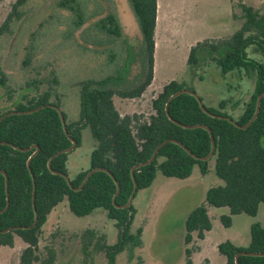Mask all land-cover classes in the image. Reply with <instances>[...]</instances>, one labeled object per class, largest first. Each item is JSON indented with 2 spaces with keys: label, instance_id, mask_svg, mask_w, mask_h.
<instances>
[{
  "label": "trees",
  "instance_id": "trees-1",
  "mask_svg": "<svg viewBox=\"0 0 264 264\" xmlns=\"http://www.w3.org/2000/svg\"><path fill=\"white\" fill-rule=\"evenodd\" d=\"M29 1L16 0L11 5L10 12L0 25V38L9 34L10 26L22 19L23 9ZM127 2L142 38L141 76L137 75L134 85L130 86V68L126 63L111 75L78 83L79 118L69 123L63 113L66 130L75 140L76 148L81 144L84 129H88L95 145L89 155V169L79 172L70 182L76 188L90 169L108 170L120 187L115 205L123 206L133 189L131 168L147 161L155 148L166 140L177 141L196 157L206 156L211 148L209 133L201 127L188 129L183 125L208 127L215 144L213 156L209 160L193 158L179 144L168 142L159 149L152 163L133 172L137 193L152 184L156 172L168 178L183 180L190 177L194 167L198 168L201 175H206L210 161H214V174L222 181V185L209 188L204 202L192 209L184 222V264H192L191 244L194 235L202 240L212 227L207 207L227 208L229 215L221 216L220 221L228 228L232 216L245 214L255 217L259 206L264 204V97L256 118L246 129L238 128L227 119L218 117L233 120L223 113L226 106L224 100L218 103L217 108H211L205 106L199 97L209 113L207 114L189 94H181L169 102L168 113L173 121L169 120L165 112L168 98L183 89L195 92L185 83L176 81L164 85L152 100V114L147 119L137 114L121 116L113 104V97L139 98L152 82L157 15V0ZM60 6L72 10L67 0L61 1ZM241 8L244 14L242 27L227 39L214 44L197 43L191 47L187 65L196 64V53L200 48H208L211 52L227 48L223 57L212 59L221 76L233 71H251L254 74L253 90L248 103L239 119L233 120L239 126H244L255 112L258 96L264 94V63L249 59L246 55L248 46L255 45L264 56V18L251 7L241 5ZM99 24L100 32L109 37L110 41L121 37V27L114 13L107 14ZM0 85H6V76L1 70ZM52 97L55 101H51ZM59 104L57 95L48 90L18 104L12 111L23 112L47 105L60 108ZM7 112L10 111L1 112L0 117ZM0 142H4L0 144V170L8 177L9 200L6 211L0 213V247H12L14 237L25 243L27 246L20 254L19 264H55L56 252L53 246H47L39 252V236L49 213L64 199L74 216L84 217L95 210H103L108 219L114 221L117 229V239L112 245L107 244L104 237L98 236L94 230H84L78 238L85 257H90L91 252H103L106 264H116V257L123 252H127L129 260L133 258L134 251L142 246V230L137 229L135 233L130 231L135 216L132 203L128 208H116L113 205L112 199L116 193L113 179L107 173L97 171L80 190L74 191L62 176L52 174L47 168L52 155L71 146L55 109L45 107L31 114L6 117L0 122ZM34 145L39 147V151L32 158L29 171L26 162L35 150ZM14 147L28 150L20 151ZM68 154H61L52 160L53 171L67 175ZM31 174L35 184L34 207L38 216L36 226L3 233L2 231L10 228L28 227L33 223ZM5 206V178L0 174V211ZM217 252L225 258V264H235L234 258L241 252L264 253V227L259 223L250 225V242L247 247H238L230 241H224L217 245ZM238 263L264 264V257L240 256Z\"/></svg>",
  "mask_w": 264,
  "mask_h": 264
},
{
  "label": "rangeland",
  "instance_id": "rangeland-1",
  "mask_svg": "<svg viewBox=\"0 0 264 264\" xmlns=\"http://www.w3.org/2000/svg\"><path fill=\"white\" fill-rule=\"evenodd\" d=\"M15 1L0 0V25ZM61 1L66 0H30L23 9L22 19L13 23L10 33L0 38V70L6 76V85H0V113L12 111L25 100L52 90L67 122H75L79 118V82L111 75L126 63L130 68V86L134 85L137 75L141 76L142 38L127 0H67L72 10L61 7ZM241 5L251 7L264 18V0H157L155 81L139 98L115 95L113 100L119 114H137L147 119L152 114V100L166 83L176 81L191 87L207 107L217 108L224 100L223 113L238 120L253 90L254 74L233 71L221 76L212 59L223 57L227 48L217 52L200 48L196 53L197 62L192 66L187 65V59L190 48L197 43L214 44L238 31L244 23ZM109 13L116 15L121 27L122 35L115 41L100 32L99 22ZM246 55L264 63V56L255 45L248 46ZM51 101H55L54 97ZM94 145L88 129H84L80 146L67 157L69 179L89 169V155ZM213 163L211 160L206 175L194 167L190 177L183 180L156 172L152 184L139 190L132 200L135 216L130 231L142 230V246L130 260L127 252L119 254L116 264L185 263V219L204 202L209 188L222 185L214 174ZM207 209L211 232L205 240L194 235L192 264H225L217 245L230 241L245 248L250 242V225H264V205L255 217L232 216L228 228L220 221L221 216L229 215L227 208ZM86 229L103 236L109 245L116 242L117 229L105 211L95 210L88 216L76 217L64 199L47 216L38 250L53 246L55 264H106L103 252H91L90 257L83 255L78 236ZM26 246L14 237L12 247H0V264H19Z\"/></svg>",
  "mask_w": 264,
  "mask_h": 264
},
{
  "label": "water",
  "instance_id": "water-1",
  "mask_svg": "<svg viewBox=\"0 0 264 264\" xmlns=\"http://www.w3.org/2000/svg\"><path fill=\"white\" fill-rule=\"evenodd\" d=\"M181 94H189V95L193 96V97L198 101L199 106H200V108L203 110V112L209 114L208 111L206 110V108L204 107L203 103L201 102L200 98L198 97V95H197L195 92L190 91V90H187V89H183V90H180V91H178V92L172 94V95L168 98V101H167V103H166V105H165V112H166V115H167V117H168L169 120L173 121V120L170 118L169 113H168V105H169V102H170L173 98H175V97H177V96H179V95H181ZM263 97H264V94H261V95L258 96V98H257V100H256L255 112H254L252 118L249 120V122H248L246 125H244V126H239L235 121H233V120H231V119H229V118L221 117V116H218V117H219V118L227 119L230 123H232L234 126H236V127H238V128L246 129V128H247V127H248V126L254 121V119L256 118V116H257V114H258V112H259L260 102H261V99H262ZM45 107H51V108H53V109H55V110L57 111V113L59 114L60 120H61L62 129H63L65 135L67 136V138H68V139L70 140V142H71V146H70L69 148L64 149V150H61V151H58V152H56L54 155H52V156L50 157V159L48 160V163H47V168L49 169V171H50L52 174L62 176V177L66 180V182H67L68 186L70 187V189H71V190H74V191H78V190H80V189L83 187V185L86 183V181L88 180V178H89L93 173H95V172H97V171H103V172L107 173V174L113 179V181H114V183H115V185H116V193L114 194L113 199H112L113 205H114L116 208H128L129 205H131L132 200L134 199V196H135V193H136V189H137V183H136L135 178H134V175H133L134 170L137 169V168H139V167H143V166H146V165H149L150 163H152V162L154 161V159H155V157H156V155H157L159 149H160L163 145H165L166 143H168V142H173V143H177V144H179V145H180V146H181V147H182V148H183V149H184L189 155H191L193 158H196V159L201 160V161H207V160H209V159L213 156V153H214V150H215V144H214V141H213L212 133H211V131H210V129H209L208 127L203 126V125H194V126H184V125H183L184 128H188V129L196 128V127H201V128L205 129V130L209 133V136H210V139H211V148H210L209 153H208L206 156H204V157H196V156H194L193 154H191V153H190L185 147H183L180 143H178V142L175 141V140H166V141L162 142L161 144H159V145L155 148V150L153 151L152 155L150 156V158H149L147 161L142 162V163H140V164L134 166L133 168H131V179H132V182H133V189H132V192H131V194H130L128 200H127V203H126L125 205H123V206H117V205H115V199H116V197H117V195H118V193H119V191H120V187H119V184H118V183L116 182V180L114 179V177L112 176V174H111L108 170H105V169H103V168H94V169H90V170L87 172V174L85 175V177H84L82 183L80 184V186H78V187H76V188L73 187V186L71 185L70 179L68 178L67 175L52 170V168H51V162H52V160H53L55 157H57V156H59V155H61V154H68V153H70L71 151H73V150L76 148V142H75V140H73V139L68 135L67 130H66V124H65V120H64L63 113H62V111H61L58 107H56V106H54V105H47V106H40V107L35 108V109H33V110H28V111H23V112L10 111V112H7V113L3 114V115L0 117V122H2L6 117H8V116H10V115L31 114V113L37 112V111H39V110H41V109H43V108H45ZM0 144H4V142H0ZM14 148L17 149V150H20V151H27V150H28V149H20V148H17V147H14ZM33 148H34L35 150H34V152L29 156V158H28V160H27V162H26V166H27V168H28L29 171H30V163H31V160H32V158H33V157L38 153V151H39V147H38L37 145H34ZM0 174H2V175L4 176V178H5L6 206H5V208H4L3 210L0 211V213H3V212L6 211V209H7V207H8V204H9V200H8V190H7V186H8V177H7L6 173H5L3 170H0ZM31 178H32V181H33L32 206H33V211H34V220H33L32 225H31V226H28V227H13V228L7 229V230H5V231H2L3 233H5V232H9V231H12V230H16V229H25V228L30 229V228L36 226L38 216H37V213H36V211H35V207H34L35 184H34V177H33L32 174H31ZM240 256H259V257H264V253H251V252H241V253H238V254L235 256V258H234V263H235V264H239V263H238V258H239Z\"/></svg>",
  "mask_w": 264,
  "mask_h": 264
},
{
  "label": "crops",
  "instance_id": "crops-1",
  "mask_svg": "<svg viewBox=\"0 0 264 264\" xmlns=\"http://www.w3.org/2000/svg\"><path fill=\"white\" fill-rule=\"evenodd\" d=\"M156 28H157V15H156V25H155V30H156ZM154 34H155V31H154ZM193 47V46H192ZM191 49V48H190ZM154 51H155V40H154ZM152 81H155L154 80V53H153V79H152ZM165 84V83H164ZM167 84V83H166ZM165 84V85H166ZM113 104H114V106H115V103H114V100H113ZM232 118H234V117H232ZM262 205H264V204H262ZM261 206V205H260ZM260 206H259V208H258V211H259V209H260ZM207 211H208V209H207ZM258 213V212H257ZM208 216H209V212H208ZM209 218H210V216H209ZM210 220H211V218H210ZM260 224V223H259ZM261 225V224H260ZM262 227H264V225H261ZM212 228V227H211ZM211 232V230L210 231H208V232H206L205 234H204V238L202 239V240H205V238H207L208 237V235H209V233ZM220 244V243H219ZM194 256V255H193ZM193 260V259H192ZM193 263V262H192Z\"/></svg>",
  "mask_w": 264,
  "mask_h": 264
}]
</instances>
